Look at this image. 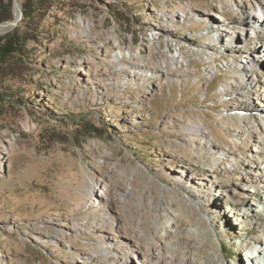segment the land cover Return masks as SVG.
Here are the masks:
<instances>
[{
	"label": "rangeland",
	"instance_id": "obj_1",
	"mask_svg": "<svg viewBox=\"0 0 264 264\" xmlns=\"http://www.w3.org/2000/svg\"><path fill=\"white\" fill-rule=\"evenodd\" d=\"M223 1L54 0L46 10L36 7L29 17L23 16L20 24L36 26L35 38H30L27 56L18 60L15 70L0 68V93L6 95L0 99V264H72L73 258L94 250L85 231L75 236L71 230L88 198L87 188L105 176L120 187L128 185L136 168L137 194L126 208L133 231L139 234L137 226L147 225L153 211L157 216L150 230L182 220L208 231V241L202 236L200 240L213 264H250L239 244L259 233L263 215L252 216L242 230L229 216L231 204L221 210L213 199H194L188 187L173 179L186 177L197 166V136L186 124L208 123L216 140H233L247 131L245 142L253 147L249 132L263 119L264 98H246L244 93L264 84V68L223 94V81L235 68L219 63L228 58L241 67L240 49L250 44L243 34L247 31L235 35L229 50L218 45L216 60L197 59L192 66L198 74L189 81L173 67L165 71L174 80L148 99L135 96L153 78L132 79L126 72L108 75L119 49L130 51L136 63L156 68L166 60L165 53L200 47L205 38H187L188 31L209 34L205 28L210 20L220 31L224 20L207 14V9ZM183 6L193 8L191 23L166 31L157 27L159 12L177 13ZM15 16L14 0H0V23ZM259 35L264 46V31ZM250 56L255 59L254 51ZM129 57L125 54L123 60ZM209 64L218 69L207 82L200 72ZM221 115L228 118L222 121ZM249 170L220 174L217 182L232 188L263 187L261 169L257 176ZM48 226L63 231L45 236ZM156 232L151 231V239L157 238ZM193 248L191 244L187 250L203 255ZM216 251L219 259L214 260Z\"/></svg>",
	"mask_w": 264,
	"mask_h": 264
},
{
	"label": "bare ground",
	"instance_id": "obj_2",
	"mask_svg": "<svg viewBox=\"0 0 264 264\" xmlns=\"http://www.w3.org/2000/svg\"><path fill=\"white\" fill-rule=\"evenodd\" d=\"M17 2L16 16L13 20L19 15V7H22V0H17ZM192 11V7L183 6L177 13L159 12L157 27L166 31L174 26H185L193 21L191 16L194 11L193 13ZM207 11H209L207 14L213 15L217 19H223L224 25L220 31L216 32L214 30L215 23L210 20V27L205 28L209 29V34L208 32L205 34L203 31L189 30L187 38L198 35L205 38L200 47L186 51L180 48L172 56L165 53L166 60H163L161 65L156 68L136 63L132 59L130 51L119 49L114 54L116 62L111 64L108 75L126 72L125 77L129 76L132 79L138 77L146 81L148 77L153 78V81L135 96L138 99H148L157 89L162 90L165 83L168 85V82L174 80L169 73H166L167 70L173 67L172 70L175 71V74L179 72L189 81L195 73L198 74V71L195 72L192 66L197 59L216 60L215 57L221 53L218 51V45L222 44L229 50L233 46L235 35L238 32L247 31L243 34L247 35L250 44L240 49L241 57L238 62L241 67L234 66L235 63L228 58L219 62L222 66L235 68L234 72L226 76L223 81L221 86L223 94L228 93L233 84L243 85L245 84L243 82L250 81V77L258 75L260 69L264 68V46L259 35V32L264 31V0H224L212 5ZM229 14L232 16L230 17ZM84 21L88 27L92 25L91 20L84 19ZM6 29L7 27L0 28V36L6 32ZM250 50L254 51L255 59L250 56ZM125 54H128L130 59L123 60ZM258 63H261V67ZM217 69L218 65L209 64L200 73L203 79L209 82L217 74ZM108 75L106 74V76ZM154 77L157 79L154 80ZM246 87L248 86L243 88ZM252 94H254L253 98L256 96L264 98V84L260 83L252 91L244 93V97L249 98ZM262 117L263 119L261 118L259 123L250 129L248 138L253 146L250 148L244 138V135H248L247 131H241L238 134L239 137L235 136L236 139L233 140L226 138L216 140L213 136V128L208 123L186 124L185 129L195 131L194 134L197 136V158H195L197 166L184 178L173 177L179 185L188 187L190 196L194 199L202 202L213 199L215 206L221 210H224L225 204H231L229 216L233 225L241 226L242 230L245 229L246 223L252 219V216L256 217L259 214L264 217V190L262 189L264 186L261 188L260 185L247 187L249 184H245L239 188H232L226 183L220 185L217 179L220 174L227 175L233 170L237 171L242 168H250L249 171L253 170L252 172H255V176H257L256 172L259 168L261 169L259 170L261 173L260 184L264 183V116L262 115ZM227 118L228 116L221 115L222 121ZM225 126L227 125L225 124ZM260 158L261 161H259ZM116 163H120L119 160ZM135 171L133 182L123 187L105 176V178L94 180V184L87 188L88 198L80 208L79 217L71 224V230L75 236L78 235L77 232L85 231L93 242L91 243L95 245V249L87 253H80L81 256H78L80 258H73L72 264H78V262L84 264H213V260L208 257V252L202 248L204 244L200 240V236H202L203 241H208L206 229H200L198 226L191 228L187 222L182 223L180 220L181 222L170 221L164 226L150 230L149 223H152L157 216L153 211L149 213L147 225L137 226L139 234L135 232L136 230L131 229L127 218L129 210L126 208L130 204L131 195L137 194L134 185L140 169L136 168ZM246 198H251V200ZM253 200L256 202L254 203ZM191 201L196 203L195 200L191 199ZM175 213L180 216L181 212ZM260 225V228L257 227L259 228L258 234L243 238L239 244L241 253L246 256V260L250 264H264V222H261ZM154 230L157 231V238L155 240L152 238V240L150 236L151 231ZM186 230L189 233H186ZM61 231H63L62 228L56 230L54 227L48 226L45 228L44 234L45 236H54L53 234H55L57 237ZM186 234L189 235L186 236ZM142 235L145 239H142ZM191 244L196 249L200 248L203 255L195 254L193 250H190L192 248L187 250ZM212 255L214 260L219 259L217 251Z\"/></svg>",
	"mask_w": 264,
	"mask_h": 264
},
{
	"label": "trees",
	"instance_id": "obj_3",
	"mask_svg": "<svg viewBox=\"0 0 264 264\" xmlns=\"http://www.w3.org/2000/svg\"><path fill=\"white\" fill-rule=\"evenodd\" d=\"M54 0H25L23 3L24 18L29 17L33 10L38 7L43 11L53 3ZM2 19V17H1ZM36 26L31 24H20L7 33L0 36V68L15 70L18 60L22 61L27 56L28 44L34 37ZM35 38V37H34ZM6 95L0 93V99Z\"/></svg>",
	"mask_w": 264,
	"mask_h": 264
},
{
	"label": "water",
	"instance_id": "obj_4",
	"mask_svg": "<svg viewBox=\"0 0 264 264\" xmlns=\"http://www.w3.org/2000/svg\"><path fill=\"white\" fill-rule=\"evenodd\" d=\"M14 4H15L16 7L18 6L17 0H14ZM23 16H24L23 8L19 7V15H18V17L15 20H7V21L1 22L0 23V28H6V27H11V29L15 28L16 26H18L20 24Z\"/></svg>",
	"mask_w": 264,
	"mask_h": 264
}]
</instances>
